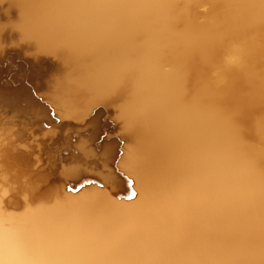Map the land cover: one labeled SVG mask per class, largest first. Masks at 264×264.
Listing matches in <instances>:
<instances>
[{
	"label": "bare ground",
	"instance_id": "bare-ground-1",
	"mask_svg": "<svg viewBox=\"0 0 264 264\" xmlns=\"http://www.w3.org/2000/svg\"><path fill=\"white\" fill-rule=\"evenodd\" d=\"M0 264H264V0H0Z\"/></svg>",
	"mask_w": 264,
	"mask_h": 264
}]
</instances>
